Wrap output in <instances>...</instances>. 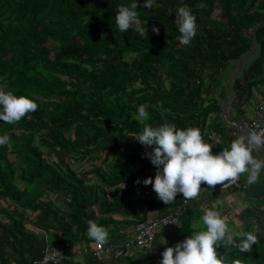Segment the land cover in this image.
<instances>
[{
  "label": "trees",
  "instance_id": "16d2710c",
  "mask_svg": "<svg viewBox=\"0 0 264 264\" xmlns=\"http://www.w3.org/2000/svg\"><path fill=\"white\" fill-rule=\"evenodd\" d=\"M130 3L0 0V86L38 104L19 121L0 120V135L10 137L0 145V264L43 258L49 245L27 228L33 216L52 220L61 234L53 246L64 247L88 240L90 219L106 227L113 214L139 223L150 212L159 217L174 211L181 193L166 204L142 182L154 178L156 167L145 155L151 148L131 136L145 123L198 127L217 153L238 138L226 119L239 121L258 94L264 102V0H156L151 9L140 0L147 37L117 29V8ZM179 5L196 16L197 31L187 45L178 39ZM140 104L149 113L145 121L133 115ZM248 175L240 177L245 188L234 190L246 201L238 218L243 230L259 225L260 240L249 252L221 245L218 256L225 254L229 264H264V170L253 184ZM131 186L153 196L132 199ZM59 193L67 199L65 209L51 198ZM216 198L219 191L206 190L178 228H165L172 232L167 246L200 230L203 210ZM40 218L36 224L44 228ZM47 264L78 263L63 258Z\"/></svg>",
  "mask_w": 264,
  "mask_h": 264
},
{
  "label": "clouds",
  "instance_id": "9594fccd",
  "mask_svg": "<svg viewBox=\"0 0 264 264\" xmlns=\"http://www.w3.org/2000/svg\"><path fill=\"white\" fill-rule=\"evenodd\" d=\"M155 2L156 0H143V5L151 9ZM139 3L140 0H131L130 4H120L115 15V24L120 32L134 28L139 35L147 37L148 27L144 26L138 14ZM175 23L181 33L179 42L183 45L190 44L196 34L197 24L196 16L189 6L177 7ZM152 30L159 32L156 26ZM37 107L36 101L30 97L17 96L11 90L0 86V120L14 123ZM133 115L140 121L149 118L144 104H140ZM131 137L141 145L151 148L145 155L156 167L155 176H149L142 182L145 185L151 184L158 198L166 204L174 200L178 193L183 198L195 197L202 182H206L207 186L221 184L225 187V181L234 180L245 171L249 172L247 183L253 184L264 170V159L252 154L253 147L264 146V129L260 132L251 130L247 135L241 134L230 142V147L222 148L217 153H213L212 144L203 140L198 127L179 128L174 123L158 126L145 123L143 129ZM9 139L7 133L0 135V145L7 143ZM221 203L216 198L211 206L204 208L198 222L203 227L175 245L167 246L161 254L160 264H229L225 254L218 256L221 245L225 249L236 245L240 252H249L253 244H258L259 225H253L251 230H230L227 218L217 207ZM87 223L88 237L98 245L106 244L109 238L108 228L91 219ZM164 240L167 244V240ZM231 264H242V261L233 259Z\"/></svg>",
  "mask_w": 264,
  "mask_h": 264
},
{
  "label": "crops",
  "instance_id": "0c3cea01",
  "mask_svg": "<svg viewBox=\"0 0 264 264\" xmlns=\"http://www.w3.org/2000/svg\"><path fill=\"white\" fill-rule=\"evenodd\" d=\"M256 97L259 98L260 95L258 94L256 95ZM256 105L257 103L255 101L251 103L250 106L252 110ZM255 151H257L256 153L260 152L264 157V146L257 148ZM128 191L130 192L129 196L132 199L150 198L153 196L152 190L147 191L143 194L140 189L135 186L129 187ZM205 192L206 190H200L198 194L202 196ZM54 196L58 197V199L54 198ZM51 198L53 199L54 203L59 206V208H66L67 199L65 196L60 193L58 195L51 194ZM219 199L222 201V203L219 204L222 209V215L225 216L227 218V222L230 223V230L234 231V228H238L239 230H241L242 226L240 224L241 222L238 216L240 212L246 207L244 196L240 194L238 195L235 191H219ZM203 203H201V205L205 206V204ZM212 203L213 201L209 202L208 204L212 205ZM156 217H158L157 212L153 211L148 213L145 220H151ZM38 218H40L39 215L38 217H32V220H30L31 223L28 224L27 227L29 230L35 231L34 228H32L31 224H34L35 220L37 221ZM110 219L112 221H110L106 226L109 230V238L108 242L105 245H114L115 248L113 252H110L103 258L98 259L94 255L97 243L93 239L88 237L87 241H82L76 246H70L68 248L59 247L62 257L68 258L69 261L78 264H160L161 254L167 247L164 238L167 239L166 235L171 234V231L160 229V232H157L156 239L153 242L151 251H134L132 253H128L122 247V243L135 233V226L137 222L133 217L124 215L122 213L113 214L112 216H110ZM41 221L44 222L45 225L43 226L44 228H42L43 230H41V234L46 237L48 245L53 246L55 243H58L61 239V234L56 229H54L52 220L42 217ZM193 223H196L195 219L193 220Z\"/></svg>",
  "mask_w": 264,
  "mask_h": 264
},
{
  "label": "built area",
  "instance_id": "2783aa9c",
  "mask_svg": "<svg viewBox=\"0 0 264 264\" xmlns=\"http://www.w3.org/2000/svg\"><path fill=\"white\" fill-rule=\"evenodd\" d=\"M230 129L231 134L239 137L241 134L247 135L249 131L255 130L260 132L261 129H264V104H258L255 106L252 114L244 113L242 118L239 121H234L226 119ZM257 148L253 147L252 152ZM241 173L234 180L225 181V187H222L221 184L215 186H207L206 182L202 190H213V191H234L237 188H245V184L240 182ZM199 193V191H198ZM198 194L192 198H183L181 194L179 197V204L174 211L153 218L148 221L139 222L135 226V233L126 239L122 243V247L129 253L134 251H151L153 242L156 239L157 232L160 229L178 227L180 224V218L182 213H184L188 207L192 204L197 198ZM65 248L70 247V244H66ZM114 245H98L96 244L94 255L101 259L106 254L113 252ZM63 259L59 247L49 246L47 252L42 259L36 261V264H47L49 262L59 263Z\"/></svg>",
  "mask_w": 264,
  "mask_h": 264
},
{
  "label": "rangeland",
  "instance_id": "374dc122",
  "mask_svg": "<svg viewBox=\"0 0 264 264\" xmlns=\"http://www.w3.org/2000/svg\"><path fill=\"white\" fill-rule=\"evenodd\" d=\"M236 71H237V69L236 70H233L232 72H231V76L233 77L234 75H235V73H236ZM257 104H261V103H264V102H262V99H261V96L259 97V98H257V97H255V100H254ZM255 108V107H254ZM246 111L248 112V113H253V111H254V109L252 110V108H251V106L250 105H248V106H246ZM227 117H228V115H226ZM51 154V153H50ZM75 168L77 167H79V164H74L73 165ZM86 167H88L87 166V164L85 165V166H83L82 165V167H80V170L82 171V170H86ZM93 177V176H92ZM91 177V178H92ZM237 194H238V191L236 192ZM239 195V194H238ZM54 198H57L58 199V197H56V196H54ZM1 203L2 204H7L5 201H1ZM35 222H36V220H35ZM35 222H34V224H31V226H32V228H34V230L36 231V232H39V233H41V230H43L42 229V227L40 228V226L39 225H37V224H35Z\"/></svg>",
  "mask_w": 264,
  "mask_h": 264
},
{
  "label": "water",
  "instance_id": "95a60500",
  "mask_svg": "<svg viewBox=\"0 0 264 264\" xmlns=\"http://www.w3.org/2000/svg\"><path fill=\"white\" fill-rule=\"evenodd\" d=\"M259 27V24H257L256 25V27H255V30H254V32H255V34H256V32H257V28ZM256 40V39H255ZM254 40V45H253V48L255 47V43H256V41ZM238 71H236V73H237ZM225 112V109H223V113ZM126 251V250H125Z\"/></svg>",
  "mask_w": 264,
  "mask_h": 264
},
{
  "label": "bare ground",
  "instance_id": "6f19581e",
  "mask_svg": "<svg viewBox=\"0 0 264 264\" xmlns=\"http://www.w3.org/2000/svg\"><path fill=\"white\" fill-rule=\"evenodd\" d=\"M257 224V223H256ZM159 232H160V230H159Z\"/></svg>",
  "mask_w": 264,
  "mask_h": 264
}]
</instances>
